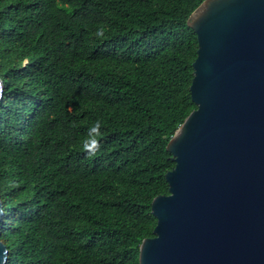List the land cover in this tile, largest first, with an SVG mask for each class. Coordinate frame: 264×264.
Segmentation results:
<instances>
[{
  "label": "trees",
  "instance_id": "trees-1",
  "mask_svg": "<svg viewBox=\"0 0 264 264\" xmlns=\"http://www.w3.org/2000/svg\"><path fill=\"white\" fill-rule=\"evenodd\" d=\"M201 2L0 0L4 264H139L166 144L195 108Z\"/></svg>",
  "mask_w": 264,
  "mask_h": 264
},
{
  "label": "water",
  "instance_id": "water-1",
  "mask_svg": "<svg viewBox=\"0 0 264 264\" xmlns=\"http://www.w3.org/2000/svg\"><path fill=\"white\" fill-rule=\"evenodd\" d=\"M187 24L195 108L166 144L168 193L151 201L138 262L264 264V0H202Z\"/></svg>",
  "mask_w": 264,
  "mask_h": 264
},
{
  "label": "clouds",
  "instance_id": "clouds-1",
  "mask_svg": "<svg viewBox=\"0 0 264 264\" xmlns=\"http://www.w3.org/2000/svg\"><path fill=\"white\" fill-rule=\"evenodd\" d=\"M101 127V122L96 121L91 126L89 138L83 144V149L89 157L95 156L96 152L100 148V138L102 137V133H100L99 129Z\"/></svg>",
  "mask_w": 264,
  "mask_h": 264
},
{
  "label": "rangeland",
  "instance_id": "rangeland-1",
  "mask_svg": "<svg viewBox=\"0 0 264 264\" xmlns=\"http://www.w3.org/2000/svg\"><path fill=\"white\" fill-rule=\"evenodd\" d=\"M2 210V209H1ZM2 212H3V210H2ZM2 219V218H1ZM0 242H2V241H0Z\"/></svg>",
  "mask_w": 264,
  "mask_h": 264
}]
</instances>
